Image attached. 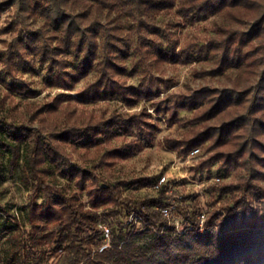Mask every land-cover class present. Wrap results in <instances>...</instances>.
<instances>
[{
	"label": "trees",
	"instance_id": "1",
	"mask_svg": "<svg viewBox=\"0 0 264 264\" xmlns=\"http://www.w3.org/2000/svg\"><path fill=\"white\" fill-rule=\"evenodd\" d=\"M8 5H15L21 17L47 22V27L19 32L15 50L6 56L9 69L14 58L28 69L25 56L35 53L41 62L49 63L53 85L69 89L96 69L97 80L84 91L93 99L117 96L130 107L142 99L151 101L169 125L178 121L181 109L189 110L195 125L182 138L167 137V147L185 156L209 142L215 153L204 166L220 162L227 171L240 168L246 176L215 186L229 204L213 210L202 224L195 209L177 208L185 217L178 229L161 212L169 203L166 186L157 196L123 197L119 186L101 185L102 176L74 164L68 150L93 148L106 164L132 157L143 148L141 141L124 145L114 141L121 133L136 131L152 139L158 126L146 109L113 113L87 122L84 128L58 124L50 128L43 114L55 106L47 105L37 108L31 118V122L38 118L43 131L31 122L6 116L1 100L0 185L19 173L33 197L18 211L0 205V264H264V0H9ZM94 8L124 10L151 19L175 9L191 22L215 14L245 22L248 28L243 31L217 28L223 38L219 66L237 69L250 58L249 65L261 67L260 79L244 88L203 86L173 101L169 96L159 98L161 91L150 83L124 85L116 76L126 69L128 45L119 43L118 28L89 18ZM100 29L105 33L103 42ZM251 45L254 48L243 53ZM176 49L171 43L168 50L157 46L152 54L158 60L176 62L181 60ZM68 53L78 60L73 71L65 70L62 56ZM7 85L12 91L21 89L14 83ZM58 177L66 184H57ZM132 210L141 216L142 230L116 220ZM102 224L110 226L112 236L101 251Z\"/></svg>",
	"mask_w": 264,
	"mask_h": 264
},
{
	"label": "rangeland",
	"instance_id": "2",
	"mask_svg": "<svg viewBox=\"0 0 264 264\" xmlns=\"http://www.w3.org/2000/svg\"><path fill=\"white\" fill-rule=\"evenodd\" d=\"M8 2L9 0H0V101H5L3 113L6 116L30 123L32 113L37 108L54 105L52 111L43 114L48 127L58 124L84 128L87 122L108 118L113 113L132 114L146 109L151 114L150 121L158 126L155 136L150 139L148 135L136 131L132 135L121 133L114 141L118 145L141 141L143 148L132 157L106 164L93 148L88 151L78 148L73 152L68 149L72 153V162L102 176L104 179L100 182L101 185L107 182L119 186L123 197L136 199L157 196L158 192L152 185L166 176L168 182L173 184L171 193H166V200L170 202L169 199H172L177 208L195 209L200 214L201 224L213 210L222 209L229 204L228 197L220 196L215 186L222 182H237L246 176L244 170L236 168L227 171L220 162L204 166L203 162L215 153V150L209 149V142L198 147L197 153L191 154L192 150L185 156L166 145L167 137L182 138L195 125L192 121L193 112L181 109L178 121L169 125L161 114L156 113L151 101L142 99L137 105L130 107L117 96L93 99L90 97L92 95L88 96L84 91L97 80L96 69L89 71L69 89L53 85L49 81V63L41 62L40 56L35 53L25 56L29 61L28 69L18 63V58H14L13 68L9 69L6 56L15 50L19 32L47 27V22L33 16L21 17L17 7L8 5ZM91 17L99 19L104 25L118 28L115 31L117 38H121L119 43L128 45V55L123 61L126 69L116 76L117 79L124 85L150 83L161 91L159 98L169 96L171 101L180 100L183 94L203 86L244 88L256 84L260 79L261 67L249 65L252 61L250 58L246 66L237 69L221 70L219 66L222 56L220 40L223 38L216 31L217 28L243 31L248 28L245 22H237L223 14L201 15L191 22L178 15L175 9L161 12L151 19L124 10L94 8L89 12V18ZM104 38V29H100V42ZM57 43L54 41V44ZM171 43L177 45L176 52L181 60L161 61L152 54L157 46L168 50ZM252 48L253 45L245 46L243 53ZM99 54L102 55L101 51ZM62 58L65 59V70L73 71V63L78 62L74 54L68 53ZM9 83H14L21 89L10 90L7 85ZM24 86L28 89L25 90ZM28 90L35 92V95H31ZM35 118L31 123L44 131L45 128ZM56 183L65 185L66 180L58 177ZM32 197L33 192L23 184L19 173L9 176L0 185V205L8 206L11 211H18L26 206ZM42 200V197L38 198L39 202ZM83 200H88L87 195H83ZM174 215L171 222L176 227L178 224L177 228L180 229L185 217L179 209ZM116 220L126 223V217H117Z\"/></svg>",
	"mask_w": 264,
	"mask_h": 264
},
{
	"label": "built area",
	"instance_id": "3",
	"mask_svg": "<svg viewBox=\"0 0 264 264\" xmlns=\"http://www.w3.org/2000/svg\"><path fill=\"white\" fill-rule=\"evenodd\" d=\"M199 151L198 148L194 149L191 154H195ZM166 176H162L157 182L153 183L152 187L154 190L159 192L164 186H166V193H171V188L173 186L172 183L168 182ZM170 202L161 209V212L163 216L167 217L168 219L174 220V213L177 212V205L175 202H172V199H169ZM127 225L131 226L134 230H142L144 228V222L139 214H137L134 210H132L127 216H126V223ZM178 227V224H177ZM102 234H103V244L100 247V250H104L109 246V242L112 236V231L109 225L102 224L101 225Z\"/></svg>",
	"mask_w": 264,
	"mask_h": 264
}]
</instances>
